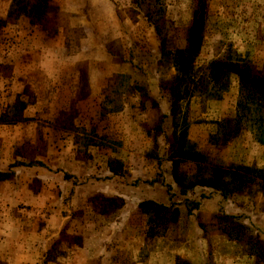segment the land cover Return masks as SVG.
I'll return each mask as SVG.
<instances>
[{
	"label": "rangeland",
	"instance_id": "374dc122",
	"mask_svg": "<svg viewBox=\"0 0 264 264\" xmlns=\"http://www.w3.org/2000/svg\"><path fill=\"white\" fill-rule=\"evenodd\" d=\"M35 3L0 0V264H264V110L207 71L264 75V0Z\"/></svg>",
	"mask_w": 264,
	"mask_h": 264
},
{
	"label": "trees",
	"instance_id": "16d2710c",
	"mask_svg": "<svg viewBox=\"0 0 264 264\" xmlns=\"http://www.w3.org/2000/svg\"><path fill=\"white\" fill-rule=\"evenodd\" d=\"M51 0H36L31 5L34 13L42 14L49 7ZM203 14H193L190 26L187 30L186 46L175 52L178 64L182 71L188 72L191 63L197 56L200 49V39L202 32ZM208 77L213 87L218 90L226 88L221 82H227L229 78H234L237 83L238 101L236 122L239 124L249 117L255 118L264 110V75L259 74L253 66L239 59H217L208 65ZM19 166V163L9 165V168ZM138 180L132 181L131 185L136 187ZM168 202V201H167ZM166 202V203H167ZM150 204L142 202L139 207ZM160 206V204H158Z\"/></svg>",
	"mask_w": 264,
	"mask_h": 264
},
{
	"label": "crops",
	"instance_id": "0c3cea01",
	"mask_svg": "<svg viewBox=\"0 0 264 264\" xmlns=\"http://www.w3.org/2000/svg\"><path fill=\"white\" fill-rule=\"evenodd\" d=\"M85 3H88V5H87V7L89 6H91V4H94V3H96V7H97V16H100L99 18H96V20H98V24H100L101 25V27H105L106 26V23H108V22H110L111 24H113L114 25V21H113V18H112V16L110 15V14H108V16L111 18V20H107L106 18H105V15H104V13H105V11H107L106 10V0H83ZM95 1H97V2H95ZM71 2H73V0H71ZM71 11H69V12H73V13H76V12H79V11H75L76 9H74V8H71L70 9ZM100 10V11H99ZM93 12V11H92ZM87 13L88 14H90L91 13V11H87ZM83 18V17H82ZM66 20H67V22L66 23H68V20H69V16H67L66 17ZM72 20L73 21H77L78 19L77 18H72ZM84 24H85V22H83ZM109 24V23H108Z\"/></svg>",
	"mask_w": 264,
	"mask_h": 264
}]
</instances>
